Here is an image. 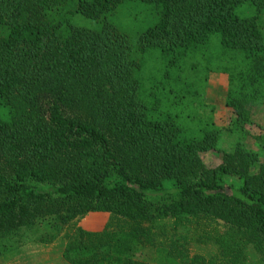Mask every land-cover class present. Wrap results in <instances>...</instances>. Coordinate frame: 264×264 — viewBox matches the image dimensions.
<instances>
[{"label":"trees","instance_id":"obj_1","mask_svg":"<svg viewBox=\"0 0 264 264\" xmlns=\"http://www.w3.org/2000/svg\"><path fill=\"white\" fill-rule=\"evenodd\" d=\"M130 1L158 14L134 45L110 19ZM261 15L264 0H0V257L28 231L67 264H145L144 246L161 264H264V156L243 143L264 105ZM212 72L236 139L209 167ZM89 212L110 214L100 231L77 225Z\"/></svg>","mask_w":264,"mask_h":264},{"label":"rangeland","instance_id":"obj_2","mask_svg":"<svg viewBox=\"0 0 264 264\" xmlns=\"http://www.w3.org/2000/svg\"><path fill=\"white\" fill-rule=\"evenodd\" d=\"M243 11L241 13H245ZM117 28L126 34L131 43L137 42L139 33L147 26L154 24L158 20L157 10L150 4L140 1L125 2L110 16ZM259 27L264 34V15L258 19ZM226 75L220 72L209 74L205 88L204 100L207 104L214 106L213 120L221 127V134L217 141L216 149L203 153L202 159L206 166L213 167L221 161L223 152L233 148L236 136L228 132L231 120L234 118L231 111L225 106L227 92ZM253 123L246 127L247 134L243 139L246 147L259 150L264 156V105L256 108L253 112ZM110 214L89 212L77 221V225L85 230L100 231L104 228ZM34 235L24 231L17 248L9 252L5 257H0V264H67L61 255V245L59 241L48 244L36 242ZM195 237V235H194ZM190 254H199L209 258L216 251V245L207 238L202 240L192 239L190 244ZM136 258L145 264H161L162 255L151 246L138 247Z\"/></svg>","mask_w":264,"mask_h":264},{"label":"crops","instance_id":"obj_3","mask_svg":"<svg viewBox=\"0 0 264 264\" xmlns=\"http://www.w3.org/2000/svg\"><path fill=\"white\" fill-rule=\"evenodd\" d=\"M92 213H103L105 215L106 212H92Z\"/></svg>","mask_w":264,"mask_h":264}]
</instances>
